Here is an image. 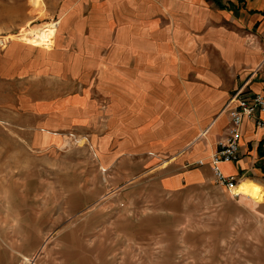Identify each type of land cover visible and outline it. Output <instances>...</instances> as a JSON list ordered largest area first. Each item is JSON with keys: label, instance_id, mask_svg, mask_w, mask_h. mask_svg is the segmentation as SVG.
<instances>
[{"label": "rangeland", "instance_id": "1", "mask_svg": "<svg viewBox=\"0 0 264 264\" xmlns=\"http://www.w3.org/2000/svg\"><path fill=\"white\" fill-rule=\"evenodd\" d=\"M67 2L0 0V53L13 40L52 50ZM50 25L53 45L45 47L51 42L35 34ZM2 60L0 264H264V195L249 203L212 169L165 191L164 178L195 168L174 159L198 139L186 147L131 142L132 123H166L162 110L179 100L177 73L158 72L161 60L127 59L123 69H138L150 94L138 105L123 97L116 111L110 67L103 82L93 60L88 81L82 73L18 77L4 72L12 60ZM185 79L196 82L194 73ZM83 89L91 90L90 107L75 103ZM255 165L256 173L237 179L255 180L264 194V156Z\"/></svg>", "mask_w": 264, "mask_h": 264}, {"label": "crops", "instance_id": "2", "mask_svg": "<svg viewBox=\"0 0 264 264\" xmlns=\"http://www.w3.org/2000/svg\"><path fill=\"white\" fill-rule=\"evenodd\" d=\"M67 3L62 5L57 19V23L61 22L54 48L44 51L13 40L0 53L2 62L12 60L13 67H4V72L18 77L34 71L37 77L47 73L75 77L82 73L88 81L93 60L100 67L102 82L112 72H107V68L114 70L119 90L110 96L116 111L121 98L130 96L138 105L150 94L148 81L139 75L138 69H123L127 59L132 65L139 57L146 58L148 65L154 64V57L161 60L156 62L162 65L158 72L177 73L179 100L162 110V114L169 115L166 123L155 126L154 118L146 119L143 123L146 125L141 127L132 123L130 140L135 144L141 139L148 145L186 147L198 139L194 147L174 159L177 162L188 159L196 163L195 168L178 170L164 178L161 186L165 191L179 189L185 179L208 175L213 167L212 155L227 131L231 97L239 90L264 94V0ZM35 51L41 55L35 56ZM187 73H194L196 82L188 84ZM165 94L171 92L163 90L162 96ZM73 96L79 100L76 104L81 102L89 107L92 104L90 89ZM156 113L160 111H154L153 115ZM258 120L264 122V109L244 118L239 159L220 163L225 175L245 177L256 173L255 162L264 156V126L258 127ZM198 161L203 164L197 165Z\"/></svg>", "mask_w": 264, "mask_h": 264}, {"label": "built area", "instance_id": "3", "mask_svg": "<svg viewBox=\"0 0 264 264\" xmlns=\"http://www.w3.org/2000/svg\"><path fill=\"white\" fill-rule=\"evenodd\" d=\"M45 47L53 43H42ZM48 45V46H47ZM264 64V61L263 63ZM229 125L223 139L217 144V149L212 155V170L215 180L219 184L233 190L238 183L236 176L225 175L220 168L221 162H235L239 159L240 139L242 137V124L245 117L253 116L258 109H264V94H246L242 90L237 91L228 103ZM258 127L264 126V122L257 121ZM237 195V193H234Z\"/></svg>", "mask_w": 264, "mask_h": 264}, {"label": "bare ground", "instance_id": "4", "mask_svg": "<svg viewBox=\"0 0 264 264\" xmlns=\"http://www.w3.org/2000/svg\"><path fill=\"white\" fill-rule=\"evenodd\" d=\"M52 31V25H50L45 30H38L35 34V37L40 38L41 40H48L51 42ZM234 191L235 193L241 195L242 199L247 200L249 201V203L252 204L258 203L261 199H263L264 195L261 184L251 178L241 179L238 184L234 187Z\"/></svg>", "mask_w": 264, "mask_h": 264}, {"label": "trees", "instance_id": "5", "mask_svg": "<svg viewBox=\"0 0 264 264\" xmlns=\"http://www.w3.org/2000/svg\"><path fill=\"white\" fill-rule=\"evenodd\" d=\"M263 170H264V167H263Z\"/></svg>", "mask_w": 264, "mask_h": 264}]
</instances>
